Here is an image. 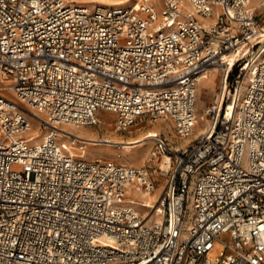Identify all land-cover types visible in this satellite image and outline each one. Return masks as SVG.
Instances as JSON below:
<instances>
[{
    "label": "built area",
    "instance_id": "built-area-1",
    "mask_svg": "<svg viewBox=\"0 0 264 264\" xmlns=\"http://www.w3.org/2000/svg\"><path fill=\"white\" fill-rule=\"evenodd\" d=\"M262 2L0 0V264H264ZM99 110L189 141L147 132L139 166L72 154L85 140L61 125Z\"/></svg>",
    "mask_w": 264,
    "mask_h": 264
},
{
    "label": "rangeland",
    "instance_id": "rangeland-1",
    "mask_svg": "<svg viewBox=\"0 0 264 264\" xmlns=\"http://www.w3.org/2000/svg\"><path fill=\"white\" fill-rule=\"evenodd\" d=\"M77 1L89 2V1H84V0H77ZM100 1L104 2L105 4H112L113 1L118 2L121 0H100ZM132 1L133 0L124 1V4H129ZM153 4L155 8L159 11L162 7V0H153ZM256 12L259 14L262 22H264V2L261 3V5L257 8ZM204 21L206 22L207 20L205 19ZM212 70L207 73V76H209V78H208V81H206V84L204 85V87L202 84V79H200V81L198 82L197 93H196L197 99L195 101V116H197V122L194 127L195 134H198V132L205 126L206 120L203 115L204 110L207 107V105L214 99L213 97L220 84L221 75H222L221 71L219 69H212ZM108 113L110 112H107L104 110L97 111V116L100 122L95 126H79V127H83L86 129H90L93 132H96L97 134V139H98L97 141L96 140L95 141L85 140L86 143H82V145L85 144L84 146H86L87 144V147H84L85 148L84 155L88 158L114 159V160H118V161L125 162L128 164L137 165V166L146 165L150 162L149 161L150 150L153 146L151 142L143 143L142 145L139 146L134 143L133 144H123V143H110V142L102 141V138L104 136L111 135L112 133L113 135L117 136V138L118 136H121L123 139L127 140L128 138L136 136L139 133H144V135H146L147 131H149L150 128L152 129L155 128L154 130H156L157 128L159 132H161V134L163 133L168 138V140H170L172 143L183 144L189 141V139H187V141L176 139L172 135L173 133L170 130V126H171L170 122L162 121V120L145 122L144 124H139V125H133L126 132L125 131L123 132L114 131L113 129L114 116L113 115L110 116V114ZM27 115H28V118L31 124V130L29 132L30 138L33 139V141H38L43 135L45 128L41 124V121L39 119L33 117L32 115L28 113ZM38 116L39 118L44 117L43 115H39V114ZM107 121H109V123ZM61 127L67 128L66 130H69L72 133H75L78 131V128L74 126L66 125V124H62ZM33 131L37 132L38 135L33 136L31 134ZM59 140L63 141L66 139L60 138ZM70 150L72 154H78L79 152H81L74 148H71ZM159 162H160V158H159ZM132 195H135V194L133 193Z\"/></svg>",
    "mask_w": 264,
    "mask_h": 264
},
{
    "label": "bare ground",
    "instance_id": "bare-ground-1",
    "mask_svg": "<svg viewBox=\"0 0 264 264\" xmlns=\"http://www.w3.org/2000/svg\"><path fill=\"white\" fill-rule=\"evenodd\" d=\"M84 1H89V2H100V3H104V2H102V1H100V0H84ZM124 1H127V0H121V1H113V3L112 4H120V3H124ZM213 69H219V68H213ZM212 70V69H211ZM211 70H209V71H211ZM220 70V69H219ZM209 71H207V73L209 72ZM208 78H209V76H207V74H204L203 76H202V84H203V87H204V85L206 84V81H208ZM199 86H201V85H199ZM197 107V106H196ZM38 114L39 115H42V113H36L35 115H37V117L35 116V118H37V119H39L40 120V118H39V116H38ZM108 123H109V121H107ZM76 128H78V131L77 132H75V135H77L79 138H81V139H84V140H91V141H97L98 139H97V134H96V132H93L92 130H90V129H86V128H83V127H76ZM62 129H64V130H66L67 128H62ZM203 129V128H202ZM201 129V130H202ZM67 131V130H66ZM69 131V130H68ZM154 131V129H152V128H150L149 129V131H147V132H150V135H151V133ZM109 132V131H108ZM112 132H113V130H112ZM115 133V132H114ZM33 136H36V135H38L37 134V132H35V131H33L32 133H31ZM106 135H107V133H106ZM111 135H113V133L111 134ZM111 135H108V136H104L103 138H102V141H105V142H110V143H123V144H137V145H142L143 143H152V138L150 137V136H146V135H144V133H139L138 135H136V136H133V137H130V138H128L127 140H125V139H123L121 136H118V138H117V136H115V135H113V136H111ZM34 138V137H33ZM187 139L188 138H185L184 140H186L187 141ZM101 140V139H100ZM86 143V142H85ZM97 143V142H96ZM85 145V144H84ZM146 145V144H145ZM147 145H149V144H147ZM144 146V145H143ZM84 147H87V144H86V146H84ZM85 148H83V146H82V148L81 149H79L78 151H83ZM144 149V148H143ZM70 150V149H69ZM70 152H71V150H70ZM72 153V152H71ZM162 166H164L163 164H162ZM149 197V199L148 200H144V202L145 203H149V204H151V202H152V200L154 199V194H152V195H149L148 196Z\"/></svg>",
    "mask_w": 264,
    "mask_h": 264
},
{
    "label": "crops",
    "instance_id": "crops-1",
    "mask_svg": "<svg viewBox=\"0 0 264 264\" xmlns=\"http://www.w3.org/2000/svg\"><path fill=\"white\" fill-rule=\"evenodd\" d=\"M212 71H213V70H212ZM108 114H110V116H112V115L114 116L113 113H108ZM154 129H155V128H154ZM156 130L159 131L157 128H156ZM156 130H155V131H156Z\"/></svg>",
    "mask_w": 264,
    "mask_h": 264
}]
</instances>
